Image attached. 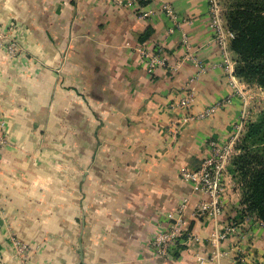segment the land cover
<instances>
[{
  "label": "crops",
  "instance_id": "0c3cea01",
  "mask_svg": "<svg viewBox=\"0 0 264 264\" xmlns=\"http://www.w3.org/2000/svg\"><path fill=\"white\" fill-rule=\"evenodd\" d=\"M0 28L23 50H0V264H264V225L241 216L231 165L217 215H196L211 196L181 177L231 142L246 93H264L228 69L208 0H0ZM144 48L166 65L150 73ZM189 90L194 113L229 102L183 123ZM185 197L189 233L159 256Z\"/></svg>",
  "mask_w": 264,
  "mask_h": 264
},
{
  "label": "built area",
  "instance_id": "2783aa9c",
  "mask_svg": "<svg viewBox=\"0 0 264 264\" xmlns=\"http://www.w3.org/2000/svg\"><path fill=\"white\" fill-rule=\"evenodd\" d=\"M118 6H132L141 5L148 0H112ZM211 17L216 30V41L222 50L223 57L227 63L228 69H233V62L230 56V42L234 37V33L224 23V18L221 12V0H208ZM164 9L174 19L175 12L169 5H165ZM151 10H142L141 16L148 17L151 14ZM0 50L6 51L11 57L18 56L23 50L19 39L11 30H5L0 28ZM142 55L145 60V64L150 73L154 72L157 66H165L166 58L162 55L160 49L144 48ZM192 91V92H191ZM193 90H189L187 96L182 100L181 105L186 109L187 115L183 118V123L189 120L208 118L225 106L229 100L223 99L208 107L202 112L194 113L192 111ZM245 108L241 115V118L234 124V135L228 144H221L217 141H212V152L205 158L200 168L197 170H183L181 177L183 180L194 184L195 190H201L211 196V200L201 202L197 209V216H206L208 214L217 215L222 209L221 193L223 191V183L225 176L228 173V166L233 157L234 151L237 149L238 143L242 132H244L247 124V98L244 96ZM178 122V125L181 124ZM178 127L174 126L173 132L176 137L178 134ZM6 135L2 128H0V163L2 160V148L6 143ZM189 197H185L180 206L174 211L168 214L166 226L161 228L154 240L153 247L155 252L159 256H168L182 241V236L185 233H189L187 220L184 216L187 206L189 204ZM262 224L264 222L262 221ZM236 232L235 225L227 226L223 232L220 233V239H227L228 236ZM17 248L19 250V243L16 241ZM20 251H23L20 248ZM247 257V258H246ZM241 264H258L252 256H245L244 258L238 257Z\"/></svg>",
  "mask_w": 264,
  "mask_h": 264
},
{
  "label": "trees",
  "instance_id": "16d2710c",
  "mask_svg": "<svg viewBox=\"0 0 264 264\" xmlns=\"http://www.w3.org/2000/svg\"><path fill=\"white\" fill-rule=\"evenodd\" d=\"M227 26L234 33L235 74L264 89V0H233ZM232 173L242 183L243 203L264 222V111L238 144Z\"/></svg>",
  "mask_w": 264,
  "mask_h": 264
},
{
  "label": "rangeland",
  "instance_id": "374dc122",
  "mask_svg": "<svg viewBox=\"0 0 264 264\" xmlns=\"http://www.w3.org/2000/svg\"><path fill=\"white\" fill-rule=\"evenodd\" d=\"M232 2H233V0H221V12H222V15H223V18H224V23L226 24V26H227V12L230 10V8L232 6ZM232 62H233L234 67L236 68V65L234 64L235 60L233 58H232ZM258 97H259V99L257 98L258 99V101H257V100H254V98H256V94L255 93H253V92L252 93H246V98L248 99V102H249V105L247 106V116H246V118L248 120V124L250 122L254 121V120L259 119L261 113L264 111V93L263 94L260 93V96L258 94ZM248 124H246L244 132H242L243 135H244V133H245V131L247 129ZM243 135H241L239 143L241 142V139H242ZM239 152L240 151H239L238 148L234 151L233 157H232V159L230 161V165L232 164L234 158L236 157V155H238ZM230 171L229 172L232 173V169ZM235 179H236V184L239 187V193H240V196H241L239 198V200H238L239 201L238 205L241 208L240 209L241 210V216L245 217L247 219H249V218H254L255 220L258 219L261 222V220L256 216V214L255 213H251L248 210L246 204L243 203L242 183L239 181L238 178L235 177ZM254 219H252V220H254Z\"/></svg>",
  "mask_w": 264,
  "mask_h": 264
}]
</instances>
